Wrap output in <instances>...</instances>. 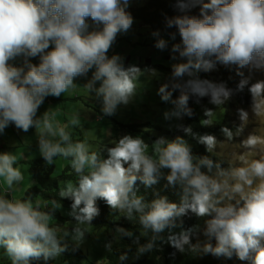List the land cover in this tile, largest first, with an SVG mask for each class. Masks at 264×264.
<instances>
[{"label": "clouds", "instance_id": "clouds-1", "mask_svg": "<svg viewBox=\"0 0 264 264\" xmlns=\"http://www.w3.org/2000/svg\"><path fill=\"white\" fill-rule=\"evenodd\" d=\"M129 7L130 0H0V135L10 125L34 129L46 164L65 160L75 177L57 181L59 199L35 200L31 192L14 197L24 180L23 157L0 152V262L48 264L69 248L81 249L103 201L117 220L141 229L134 235L114 228L113 241L131 240L117 264L128 260L132 246L138 259L164 244L173 256L188 251L212 264H264V80L250 81L253 72L264 73V0H175L178 14L166 13L163 27L146 32ZM134 19L142 29L134 46L145 48L146 62L126 66L124 56L108 53ZM165 49L173 63L155 64ZM155 68L170 71L156 94L172 105L163 119L177 120L182 136L148 142L143 134L113 136L109 129L107 142L74 138L88 117L72 105L80 99L77 89L99 105V124L159 81ZM211 76L214 82L202 79ZM47 97L53 108L37 115ZM203 98L199 124L208 131L197 133L183 117L194 115L190 100L200 105ZM233 109L238 125L231 122ZM96 130L87 131L89 139ZM62 200L71 201L68 227L50 223ZM105 249L112 252L111 242Z\"/></svg>", "mask_w": 264, "mask_h": 264}, {"label": "trees", "instance_id": "trees-1", "mask_svg": "<svg viewBox=\"0 0 264 264\" xmlns=\"http://www.w3.org/2000/svg\"><path fill=\"white\" fill-rule=\"evenodd\" d=\"M175 4V0H150L149 3L144 8L134 9V11H130L132 16H134L141 24L144 25L143 29L146 31L147 27L151 30L157 28L156 25L159 23L160 27L164 25V16L166 13H172L169 18L173 15H177L178 13L174 9L173 5ZM156 30V29H154ZM174 30V29H172ZM171 31V30H170ZM163 76L166 74H170L169 70H164ZM227 71H224L226 74ZM162 76V83L164 82V78ZM201 77V76H200ZM202 79H209L212 82L215 80L214 76L202 78ZM160 86V82H157ZM156 83V84H157ZM215 83H219L216 81ZM75 91L71 95L75 97ZM178 93H173V99L176 98ZM78 97L81 98V93H78ZM86 100L89 99L88 93L85 96ZM146 98L147 104L141 105L138 107H133L130 109V112L133 116H130V120L127 124H119L124 131H129L130 133L136 134H143L144 138L151 142L152 139L143 132L144 129H151L156 127L154 121L151 120L153 115V110L155 104L152 103L154 100L143 96ZM152 102H151V101ZM139 101V100H138ZM208 103L207 98H203L201 100L200 105L193 104L192 101H189V106L193 108L194 115L191 118L183 117L185 120L184 126L191 125L194 132L197 133H204L207 132L208 129L203 128L200 126V116L202 115L201 108L203 105ZM87 105V104H86ZM179 124L178 122L171 124L167 127L165 131L166 138L172 139L176 135H183L182 132L176 129V125ZM167 126V125H166ZM91 129V128H90ZM90 129H87L90 130ZM93 129V128H92ZM97 136V132H94ZM83 132H80V139L82 138ZM193 144V152L195 154H199V148L195 144V142H191ZM106 155V154H105ZM69 165H67L61 174L56 176V165L54 161V165H47L46 162L41 158L31 160L28 164V172L30 177L35 181L36 185L33 188H30L29 191L31 192L33 199L38 198L39 200L43 201L50 198H58L56 188H57V181L61 180H73L75 179L74 175H69ZM164 181H161L160 184L155 186L157 189H161ZM151 195V190L149 192ZM62 209L55 213V219L60 222H67L70 221L71 218L67 216V212L70 210V203L71 201L62 200ZM100 208V215L92 221V228L89 229V234L86 236L87 239L93 237H99L98 240L102 244H106L111 242L112 244V252L109 253L107 251V258L110 261V264H117V257L119 254L124 253L127 251V246L131 244V240L129 238H121L119 241H113L114 235V228L116 226L124 227L127 230H131L134 232V235H138L141 231L140 226L136 223H130L123 217L117 220V217L110 214L109 208L104 204L103 201L97 202ZM197 224L194 222L189 225ZM187 228V227H186ZM145 237H141V244L145 242ZM193 243L195 241L193 240ZM87 250H83L82 248L76 251H72L71 248L67 250L65 253L61 254L54 261H49L48 264H95L93 263L92 259L88 256ZM175 250L169 247L167 244L161 246V250L158 252L148 253L141 257L134 258L135 246H132V250L128 251V260L124 262V264H212L209 260H201L195 254H192L188 251L181 254L176 252L173 256L171 255ZM42 264V262H39Z\"/></svg>", "mask_w": 264, "mask_h": 264}, {"label": "rangeland", "instance_id": "rangeland-1", "mask_svg": "<svg viewBox=\"0 0 264 264\" xmlns=\"http://www.w3.org/2000/svg\"><path fill=\"white\" fill-rule=\"evenodd\" d=\"M146 1L147 0H130L129 9L130 8L135 9V8L142 7L146 3ZM137 23L138 22L134 19V23L132 25V28L129 30V32L125 35L117 36L116 43L109 50V53H108L109 55L120 54L124 56L126 66L129 63L134 64V60H143L144 62H146L143 59L146 56L145 48L141 45L134 46V44L137 41V34H139L142 30V29H139L138 26L137 27L134 26V24H137ZM143 32H146V31L143 30ZM163 38L168 39V37H163ZM167 52H168V56H166V49L164 51L159 50V55L163 59L154 61V63L155 64H167L170 66V64L173 62L170 60L168 49H167ZM153 54L155 55L157 54V49H154ZM155 69L161 73V79L159 81L152 80L151 82H149L146 88L144 89V91L134 101V103L128 106L119 107L117 110V113L114 116L105 117L103 121L100 122L99 124H96L94 120L96 114L99 113V105L95 104L91 98L87 99L85 101V104L87 105H84V100L81 98L84 97L87 93L82 88L77 89L76 91L81 93V98L78 100H75V104L73 103L72 105L73 106L75 105L76 109H78L77 108L78 106H80L81 109L84 107L88 113V117L85 119L84 118L82 119V125H83L82 128L74 129V138L80 139V132H83V135L86 137L85 139L89 140L90 143L98 144L100 142H107V140L110 139V137H108L107 135V131L109 129L112 131L113 136H119L125 133L132 134L129 131H124L119 124L124 125L129 122L130 116H133L130 112L131 108L147 104L146 103L147 100L146 98H143V96L153 99L154 100L153 102L151 100L150 101L155 104L151 120L154 121V124L156 127L151 128L149 132H146V134L152 140H154L157 136L166 137L165 131L167 127L171 124L176 123L177 120L173 119L171 121H165L163 119V112L166 110H170L172 108V105L161 102L159 99V96L156 94L159 88V84L157 82L162 83V80H163L162 76L164 72L160 70L159 68H155ZM167 75L169 74L164 75L163 78L166 77ZM245 75L247 76L248 73H246ZM257 80H264V73L253 72L250 81L256 82ZM85 81H86L85 78L81 79L80 81L79 79H77L76 83L78 85H83ZM60 105L61 104H57V107L60 108ZM231 112L234 113L231 118L232 124L238 125L239 120L237 117L236 109L231 110ZM61 117L62 115L59 114L58 118L60 119ZM61 121H63V119ZM252 127L253 125L249 126V129L246 130L245 135H247V131H250ZM90 128H96L97 130L95 132H100V135L99 136L97 135V137L93 139H89V136H88L89 133L87 132V129H90ZM6 129H9V130L4 131V134H3L4 137L2 136L3 140L0 141V152H14L18 157L19 156L23 157L22 159H19L18 162L21 165V171L24 173V180L20 184V191L11 193V195L14 197H20L24 195L27 191H29L30 183L32 184L31 188H33L36 185L35 181H33V179L29 175L28 164H29V161L41 158V156L39 155V152L36 147L37 137H36V132L34 129L30 128L29 131L27 132L30 134V136H32L30 140L24 138L23 132L16 129L12 125L7 127ZM217 151L218 153L224 152L226 155L229 149H224V150L217 149ZM55 165H56V176H57L61 174L63 169L68 165V162L65 160L57 159L55 161ZM34 199L39 200L38 198H34ZM50 223L64 224L65 227L69 226L67 223L60 222L57 219L50 221ZM98 238H100V236ZM98 238L93 237V238L87 239L86 237L85 244L82 246L83 250H87L86 252L88 253V256L92 259L93 263L96 260L107 256V250L105 249V244L104 243L101 244ZM214 243L215 241H213V245ZM0 264H7V262L6 261L0 262ZM239 264H247V262L240 261Z\"/></svg>", "mask_w": 264, "mask_h": 264}, {"label": "crops", "instance_id": "crops-1", "mask_svg": "<svg viewBox=\"0 0 264 264\" xmlns=\"http://www.w3.org/2000/svg\"><path fill=\"white\" fill-rule=\"evenodd\" d=\"M33 63H36L37 61L35 60V59H33V61H32ZM49 107H52L53 108V106H51V102L49 101V97H47L46 99H45V101H44V103L40 106V108L38 109V113H37V115H40V114H42L46 109H48ZM56 109V108H55ZM57 110V109H56ZM10 129V128H9ZM9 129H5V131H8ZM4 137V135H0V141H2L3 140V137ZM23 137L24 138H27V139H31L32 138V136H30V134L29 133H24L23 132Z\"/></svg>", "mask_w": 264, "mask_h": 264}]
</instances>
